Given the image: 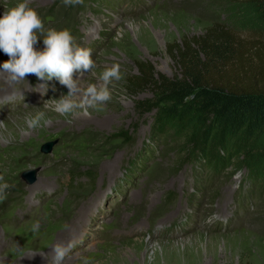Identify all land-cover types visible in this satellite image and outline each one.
<instances>
[{"label":"rangeland","instance_id":"rangeland-1","mask_svg":"<svg viewBox=\"0 0 264 264\" xmlns=\"http://www.w3.org/2000/svg\"><path fill=\"white\" fill-rule=\"evenodd\" d=\"M213 24L264 42L253 0H0V264H264V164L195 171L127 85Z\"/></svg>","mask_w":264,"mask_h":264},{"label":"trees","instance_id":"trees-1","mask_svg":"<svg viewBox=\"0 0 264 264\" xmlns=\"http://www.w3.org/2000/svg\"><path fill=\"white\" fill-rule=\"evenodd\" d=\"M253 2L264 11V0ZM168 52L176 67L172 76H155L150 63L139 61L127 83L156 92L153 102L136 105L143 112L156 109L153 132L161 135L175 125L184 129L186 158L193 157L195 171L204 161L214 173L221 154L231 149L252 165L264 164V42L213 24L202 35L173 42ZM243 165L252 183L264 185L256 166Z\"/></svg>","mask_w":264,"mask_h":264},{"label":"water","instance_id":"water-1","mask_svg":"<svg viewBox=\"0 0 264 264\" xmlns=\"http://www.w3.org/2000/svg\"><path fill=\"white\" fill-rule=\"evenodd\" d=\"M1 49L4 53H7L10 51V46H9V36H5L3 39V43L1 46ZM52 146L51 142H47L42 146V151L43 152H47L48 150H50ZM22 177L24 178V180H26L27 182H33L34 180V171H25L22 173Z\"/></svg>","mask_w":264,"mask_h":264},{"label":"bare ground","instance_id":"bare-ground-1","mask_svg":"<svg viewBox=\"0 0 264 264\" xmlns=\"http://www.w3.org/2000/svg\"><path fill=\"white\" fill-rule=\"evenodd\" d=\"M3 70V69H2ZM6 70V69H5ZM2 73V72H1ZM7 73V72H6ZM7 75H9V74H7ZM7 78V77H6ZM10 79V78H9ZM8 82V81H7ZM5 84V83H4ZM54 249V248H53ZM51 253H53V252H51ZM37 263V262H36Z\"/></svg>","mask_w":264,"mask_h":264}]
</instances>
